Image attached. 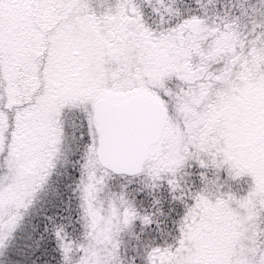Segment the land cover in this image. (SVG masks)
Returning a JSON list of instances; mask_svg holds the SVG:
<instances>
[{
	"label": "snow or ice",
	"instance_id": "obj_1",
	"mask_svg": "<svg viewBox=\"0 0 264 264\" xmlns=\"http://www.w3.org/2000/svg\"><path fill=\"white\" fill-rule=\"evenodd\" d=\"M0 264H264V0H0Z\"/></svg>",
	"mask_w": 264,
	"mask_h": 264
},
{
	"label": "trees",
	"instance_id": "obj_2",
	"mask_svg": "<svg viewBox=\"0 0 264 264\" xmlns=\"http://www.w3.org/2000/svg\"><path fill=\"white\" fill-rule=\"evenodd\" d=\"M64 198L67 199V193L64 194ZM49 211L54 212V211H56V209L55 208H49Z\"/></svg>",
	"mask_w": 264,
	"mask_h": 264
}]
</instances>
